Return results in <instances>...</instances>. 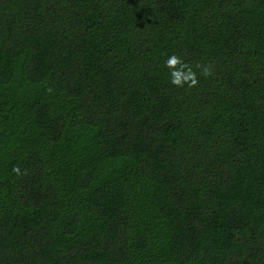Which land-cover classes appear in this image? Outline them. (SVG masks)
<instances>
[{
    "label": "trees",
    "instance_id": "obj_1",
    "mask_svg": "<svg viewBox=\"0 0 264 264\" xmlns=\"http://www.w3.org/2000/svg\"><path fill=\"white\" fill-rule=\"evenodd\" d=\"M0 264H264V0H0Z\"/></svg>",
    "mask_w": 264,
    "mask_h": 264
},
{
    "label": "clouds",
    "instance_id": "obj_2",
    "mask_svg": "<svg viewBox=\"0 0 264 264\" xmlns=\"http://www.w3.org/2000/svg\"><path fill=\"white\" fill-rule=\"evenodd\" d=\"M165 63L169 68H175V66L180 64L181 61L177 56L172 55L168 57ZM184 67H187V65H184ZM189 81H190L189 86L195 85L197 83V80L195 78V73L192 72L191 69H189L187 73H184L183 71H173L172 72V83L173 84L177 86H182L184 83L189 82ZM16 171H18V169H16Z\"/></svg>",
    "mask_w": 264,
    "mask_h": 264
}]
</instances>
